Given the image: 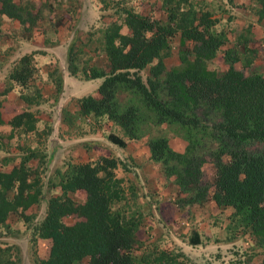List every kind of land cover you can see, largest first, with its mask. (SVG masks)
<instances>
[{"label": "trees", "instance_id": "1", "mask_svg": "<svg viewBox=\"0 0 264 264\" xmlns=\"http://www.w3.org/2000/svg\"><path fill=\"white\" fill-rule=\"evenodd\" d=\"M159 2L166 12L164 19L127 6L122 12L128 32H122L117 21H110L99 31L96 39L107 56L108 70L82 64L86 78L100 77L101 81L96 88L98 96L89 93L77 98L79 112L107 117L128 139L147 137L150 158L161 164L165 176H174L184 193L175 199L178 205L211 198L218 206H230L232 226L248 231L264 244V73L247 72L245 67L234 65L239 55L233 50L224 52L229 62L224 71L217 73L207 67L206 60L216 55L227 37L214 29L219 17L213 16L206 0ZM3 15L17 19L28 31L38 13L33 12L28 0H0V24ZM176 34L181 41H192L191 57H183L180 66L167 67L161 51ZM84 46L72 41L68 47V68L73 73L79 58L88 53ZM34 53L22 54L6 73L8 84L0 90V124L4 122L2 95L13 85L21 87L19 95L27 104L41 96L40 88L32 82ZM2 61L0 51V66ZM146 67L148 73L143 76L141 70ZM54 81L60 89L61 78L55 76ZM211 112L219 119L207 124L202 116ZM36 121L33 110L14 113L7 121L11 125L9 136L32 130ZM163 123L176 126L185 142L182 150L171 144L165 132L158 131ZM108 138L118 146L126 145V138L115 132H109ZM253 141L261 144L259 150L247 147ZM205 154L215 165L212 180L202 175ZM28 159L23 155L10 169L0 168V225L18 211L28 219L24 210L45 200V213L33 229L50 243L47 255L37 258L35 264L174 263L175 255L159 248L158 243L143 251L136 236L142 213H130L117 205L125 197V186L116 169L119 165L128 168L121 159L99 155L63 170L58 168L54 183L61 191L47 197ZM77 189L85 191L84 199L73 197L71 193ZM67 216L73 220L65 221ZM191 236L193 242L200 239L196 230ZM0 264H17L1 244Z\"/></svg>", "mask_w": 264, "mask_h": 264}, {"label": "crops", "instance_id": "2", "mask_svg": "<svg viewBox=\"0 0 264 264\" xmlns=\"http://www.w3.org/2000/svg\"><path fill=\"white\" fill-rule=\"evenodd\" d=\"M28 1L31 3L33 12L38 13L37 20L30 30L26 31L24 25L17 19L6 15L2 17L0 51L3 61L0 69L7 62H9V66L0 80V90L5 89L8 84L5 76L14 61L22 54L34 50L33 61L36 71L32 82L40 88L41 96L37 102L27 104L20 97L21 87L17 84L2 95V117L4 122L0 124V139L2 140V142L0 141V153L3 157L0 159V168L8 170L18 163L20 156L28 155L27 164L34 168V172H37L40 176L42 172H47V176H52V179H54L55 176H58V168L63 170L70 164L93 160L99 155L115 156L128 167L123 168L119 165L117 168L119 169L118 173L116 169L117 176L123 178L125 186V197L117 205H121L123 209L130 213L136 210L142 213L136 236L142 241L141 248L143 251L151 250L156 245L149 229L152 233V230L154 232L158 225H166L172 230L177 228L174 233L176 240L173 245L177 249L179 248L191 261L198 262L204 255L207 257V254H209L213 257V264H233L230 260L236 255H240L242 260L239 261V264L261 263L259 252L249 255V251L257 249L249 246L250 243L255 241V237L251 235L247 239L243 230L232 226L230 218L225 216L223 210L230 213L232 211L230 206H218L211 198L178 206L175 199L183 195L181 187L173 177L162 175L160 163L150 158L147 137L128 139L122 129L107 117L96 118L92 114H80L77 98L85 95V93H82L80 89H74L73 86L76 85V88H78L80 85L77 82L87 81L86 79L92 80L93 91L91 90L86 94L90 93L98 96L96 88L101 81L100 77L86 78L82 73V64L88 62L95 66L101 65L108 70V59L103 63H97L94 56L96 48L98 46L100 48V44L95 39V31H100V22L96 20V15H98L96 9H89L86 6L90 3L96 6V0H92L93 2H89V0ZM206 1L209 6L207 8L212 11L213 16L219 17L214 29L223 32L227 37L226 42L216 51L223 60L220 63V68L212 64L213 57L206 60L207 67L217 73L224 71L229 65V62L224 58V52L233 50L239 55V59L234 62L236 66H244L247 72L264 73V52L262 53L258 49L259 43L264 40V0ZM69 7H73L74 10L67 11L66 9ZM87 13L96 14L88 19ZM94 22L97 24H94ZM77 33H86L89 38H92V41L90 42L91 46L84 47L88 53L79 58L78 69L73 73L68 68L67 55L71 42L76 41L75 38L80 35ZM35 34L41 35L43 40H51L50 37L59 36L65 51L64 65L62 64L60 70H57L55 66L53 67L56 69L55 71L53 68L47 71L41 65V63L55 61L53 53L46 51L52 46L53 48L56 47L52 43L44 44L43 49H36V46H32L31 50L26 48L24 51L18 52V49L22 48L25 43L30 44L33 41ZM68 35H70V40L66 43L65 38ZM13 54L15 56H12ZM55 76L61 78L60 89L56 87ZM45 88L51 89L50 94H47ZM27 91L29 89L25 88V92ZM63 94L67 96L64 97ZM72 96V101L67 103L66 100ZM5 105H12L13 113L6 115L4 113ZM22 109H30L35 112L37 117L36 127L20 136L16 133L9 136L11 125L7 121L14 113ZM57 111L59 113L56 119ZM60 129L64 132H61ZM111 131L126 138V145L121 147L112 142L108 138V133ZM8 137L14 138V144L3 140ZM64 140H67V142ZM12 157L13 160H9L6 164L3 163L6 159ZM129 161H133L131 165L128 163ZM56 162L57 164H55ZM51 167L52 170H50ZM43 186V196L46 197L47 194ZM56 188L57 191L54 194L61 191L58 185ZM74 192L82 195L78 196L79 199L85 198L86 193L84 190L77 189ZM24 212L29 213L31 210L28 207ZM156 212L160 213L161 218L152 216ZM220 214L227 218V222L219 216ZM216 219H223V221H217L218 224L215 225ZM179 228L183 229L185 235H180L181 230H178ZM141 230L142 237L140 235ZM194 230L200 235L198 242L191 240ZM231 248L232 250H230ZM213 249L216 250V254L213 253ZM245 254H248L246 259ZM230 256H233V258H230Z\"/></svg>", "mask_w": 264, "mask_h": 264}, {"label": "rangeland", "instance_id": "3", "mask_svg": "<svg viewBox=\"0 0 264 264\" xmlns=\"http://www.w3.org/2000/svg\"><path fill=\"white\" fill-rule=\"evenodd\" d=\"M91 1L92 0H89V2H91ZM127 6L133 8L134 10H137L138 12L150 14V15H153L156 17H161L163 19L166 17V12H165L163 6L161 5V3L159 2V0H155V1H151V0L148 1L147 0V1H142L141 3H139V2L137 3V2L132 1V0H96V6H94V4H92V3H90V4H87L86 7L89 9H93V8L96 9V11H97L96 13H98V15H96V18H97L96 20L98 22H100V25H99L100 30H102L110 21L111 22L117 21V23H121V26H122L121 31L122 32H128L127 26L123 23L124 14L122 12L123 8H127ZM96 13H87L88 19L92 18ZM103 17L106 18V20L103 19ZM101 19H103V20H101ZM89 23H91V22L89 21ZM94 24H97V23L94 22ZM77 34H80V33H77ZM98 35H99V32L95 31V39H96V36H98ZM50 38H51V40L50 39L43 40V37L41 35L35 34L34 38L32 39L33 41H31L30 44L25 43L22 48L18 49V52H22L26 48L31 50L32 46H36L35 47L36 49H43L44 44L52 43V44L56 45V47L53 48V46H52V48H48V49L45 48V49H46V51H50L53 53V57L55 58V61H50L49 63H41V65L44 66V68L47 69V71L49 69L51 70V68H53L55 66H56L57 70L58 69L60 70L62 67V64L64 65V61H65L64 60V52L65 51H64L63 46L61 45V42H60L61 39L59 38L58 35L55 36V38H52V37H50ZM69 40H70V35L66 36L65 42L68 43ZM75 40L79 45L84 43V45H85L84 47H87L88 45L91 46V43L88 42L89 40H91V37L89 38L86 35V33H81L80 35H77V38H75ZM96 41H97V39H96ZM168 43H169V46H167L166 49L161 51V58L165 61L167 67L180 66L184 62V60L182 59L183 57H185V59H189L191 57V46H192L191 40L187 39L185 41H181L178 37V34H176L170 38ZM96 49L97 50L94 54L95 61H97V63H103L104 61H107V56L104 53V51L101 49V47L99 48V46H98V48H96ZM258 49L260 50V52H262V53L264 52V40L259 43ZM12 56H15V54H13ZM221 61H223L221 56L216 53V55H214V57L212 59V64H214L215 67L220 68ZM8 63L9 62H7L0 69V80L3 78V74H4V72H6V69L9 66ZM238 67H241V66H238ZM56 69H54V71ZM245 70H246V68H245ZM147 73H148V67L141 70V74L143 76H145ZM86 80L87 81L83 80V82H81V81L77 82L80 85V87H78V88H76V85H75L77 83L73 84V85H75V86H73L74 89H78V90L80 89V91H82V93H85V94L91 90L93 91L92 80L91 81L88 79H86ZM82 83H83V85H82ZM44 90L47 91V94H50L51 89L45 88ZM63 95H64V97L67 96L66 94H63ZM72 98H73V96L71 98H68L66 100V102L69 103L68 101H72ZM56 109H57V107H56ZM201 109H200V111H201ZM13 111H14V109H13L12 105L11 106H8V105L4 106V113L6 115L13 113ZM58 113H59V111L56 112V119L58 117ZM202 118H203L204 122H206L207 124H211L214 121L218 120L219 116L216 113L211 112V113L207 114L206 116H202ZM55 123H56V121H55ZM157 129H158V131L160 130V132H165L169 136V140H170L171 144L174 145L175 148L182 150L185 142L183 140V137H181V135L176 132V126L174 124H168V123L159 124ZM157 129H155V130H157ZM61 132H64V130H61ZM3 140L7 141L8 143L14 144V138L8 137V138L3 139ZM0 141L2 142L1 139H0ZM64 141L67 142V140H64ZM209 145L214 146V143L210 142ZM115 146H117V145H115ZM247 147L249 149H253V150L258 149L259 150L261 148V144L257 141H253V142H249L247 144ZM1 154L2 153H0V159L3 158L1 156ZM57 156H56V158H57ZM131 162H133V161H129L128 163L131 165ZM52 164H54V163H52ZM55 164H57V162ZM200 167L202 169V175L206 179L212 180L213 174L215 171V165H214L211 157L208 154H205L204 157L202 158V163H201ZM50 170H52V167L50 168ZM118 171H119V169H117V173H118ZM47 174H48L47 172L46 173L42 172V175L41 176L39 175L37 177H39V180L42 181L40 183L42 185H44L43 186L44 191L47 194V196H49L50 194H54L57 191V188H56L57 184L54 183L57 180V176H55L54 180H52L53 177L47 176ZM162 175H164L163 170H162ZM167 177H173L174 178V176H167ZM177 184L179 185V183H177ZM78 196H82V195L78 192H74L73 197L80 200ZM189 203H191V202L183 203L181 205L179 204L178 206H184V205H187ZM45 208H46V202H45V200L44 201L41 200V201H39V203L33 204L31 207H29V210H31V212L27 213V214H29L28 219H24L23 216L21 215V213L18 211V212L12 213L11 216L8 218V221L5 224L0 225V244L4 247H7L11 258L17 264H35V261L37 258L44 257L47 255L48 249H49V243H50L49 239L41 238V237L37 236L36 231H34V229H33V226L36 223H38L39 220L42 219V217L45 213ZM223 212H224L225 216L228 218L229 217L228 211L223 210ZM152 216L161 218L159 212L154 213ZM219 216H221L227 222V218L223 214H220ZM152 219H154V218H152ZM223 219H218V220L216 219L215 225L218 224L217 221H223ZM64 220L65 221H72L73 218L71 216H67L64 218ZM219 223L221 224V222H219ZM176 229L172 230L171 228H169L166 225H164V226L158 225L157 228L154 230V232L152 230V233L150 232V229H149V233L152 234L153 242L158 243L159 248H162V249L164 248L166 251H170V252H172V254L175 255V260H174L173 264H213L214 263V262H212L213 257L210 256L209 254H207V257H205V255H204V257L202 259H200L198 262H194V261H191L190 259H187V256H185L184 253L179 250V248L177 249L173 245L174 241L176 240L174 237V233H175ZM178 230H181V233H180L181 236L185 235L182 228H179ZM204 233H205V231H204ZM243 233L246 234L247 239L251 236L250 233H248L246 230H243ZM140 235L142 237V230H141ZM255 241L250 243L249 246H250V248L256 247L257 248L256 250H258V251H256V250L255 251L254 250L249 251V255L256 254L257 252H259L258 255L261 257V262H262L264 259V244H260L256 240V238H255ZM261 247H262V249H261ZM136 250H137V252H140L139 247H137ZM230 250H232V248ZM235 252L238 253L239 251H235ZM176 253H178V254L176 255ZM213 253L216 254L215 249H213ZM247 257H248V254H245V259ZM230 258H233V256H230ZM239 261H242L240 258V255L239 256L236 255V257H234L233 259L230 260V262H232L233 264H239ZM217 264H221V263H217ZM258 264H261V263H258Z\"/></svg>", "mask_w": 264, "mask_h": 264}]
</instances>
